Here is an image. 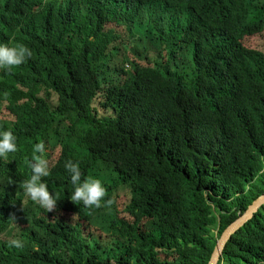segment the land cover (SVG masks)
<instances>
[{
  "label": "trees",
  "instance_id": "16d2710c",
  "mask_svg": "<svg viewBox=\"0 0 264 264\" xmlns=\"http://www.w3.org/2000/svg\"><path fill=\"white\" fill-rule=\"evenodd\" d=\"M9 41L34 55L0 70V264H208L264 195V0H0ZM41 140L51 213L20 188ZM68 160L108 167L111 207L70 200ZM217 264H264V206Z\"/></svg>",
  "mask_w": 264,
  "mask_h": 264
},
{
  "label": "clouds",
  "instance_id": "9594fccd",
  "mask_svg": "<svg viewBox=\"0 0 264 264\" xmlns=\"http://www.w3.org/2000/svg\"><path fill=\"white\" fill-rule=\"evenodd\" d=\"M33 56L32 50L23 43L9 41L0 44V70L11 71L26 63ZM17 137L11 128L0 130V158L7 160L9 154L17 152ZM46 144L41 140L33 146L30 160H26L31 169L30 178L20 184L23 194L35 202L39 207L48 213L58 209L59 195L53 194L49 190L48 184L43 178L50 175V161L47 158ZM65 169L69 172L71 184L74 191L70 200L74 204L83 203L87 208L111 207L113 199L105 198L108 196V190L101 179L88 176L84 178L80 164L72 160L65 162ZM10 220L15 221V217ZM9 247L22 249L24 244L21 239L13 238L8 241Z\"/></svg>",
  "mask_w": 264,
  "mask_h": 264
},
{
  "label": "water",
  "instance_id": "95a60500",
  "mask_svg": "<svg viewBox=\"0 0 264 264\" xmlns=\"http://www.w3.org/2000/svg\"><path fill=\"white\" fill-rule=\"evenodd\" d=\"M264 206V195L258 198L253 204L248 208L247 212L242 215L235 223H233L230 227L226 228L219 240L217 241L212 255L208 264H217L221 254L229 242L231 237L240 230L246 223L250 222L254 216L258 213V211Z\"/></svg>",
  "mask_w": 264,
  "mask_h": 264
},
{
  "label": "rangeland",
  "instance_id": "374dc122",
  "mask_svg": "<svg viewBox=\"0 0 264 264\" xmlns=\"http://www.w3.org/2000/svg\"><path fill=\"white\" fill-rule=\"evenodd\" d=\"M239 4L240 3H237L234 6L233 12H235V10L239 6ZM133 47L135 49V52L138 53L141 56H144V55L151 56V55H153L155 53V50L152 48L153 46L147 40L142 39L140 37H137L136 41L134 42ZM152 58H154V57H151V59ZM174 69L176 70V67H174ZM59 128H60V133H61V125L59 123H57L54 126L53 131L51 132V137H53L55 139L53 141H56V139H57ZM92 177L101 179L103 184H104V186H105L107 181H108V178H109V169H108V167L107 166H102L99 169L98 172H96L95 174L92 175ZM12 184L13 183H11L8 179L0 177V190L4 189V191H5L9 187H11Z\"/></svg>",
  "mask_w": 264,
  "mask_h": 264
}]
</instances>
